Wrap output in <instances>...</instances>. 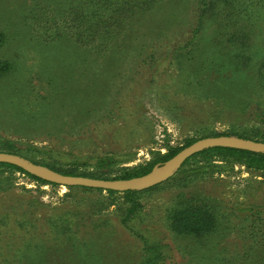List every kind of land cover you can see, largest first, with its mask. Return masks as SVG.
Listing matches in <instances>:
<instances>
[{"label":"rangeland","instance_id":"374dc122","mask_svg":"<svg viewBox=\"0 0 264 264\" xmlns=\"http://www.w3.org/2000/svg\"><path fill=\"white\" fill-rule=\"evenodd\" d=\"M72 2L0 0V61L13 66L0 78V150L11 142L14 154L63 169L95 172L97 163L113 178L188 140L227 133L264 141V95L255 91L264 0H158L103 52L67 30L46 38L69 25ZM51 128L59 138L48 143ZM9 175L0 264H140L141 237L158 249L157 264H264L256 232L264 226L238 211L264 208V176L240 165L192 159L158 185L137 187L141 208L126 222L120 195ZM189 199L215 212L209 235L170 231L168 214Z\"/></svg>","mask_w":264,"mask_h":264},{"label":"trees","instance_id":"16d2710c","mask_svg":"<svg viewBox=\"0 0 264 264\" xmlns=\"http://www.w3.org/2000/svg\"><path fill=\"white\" fill-rule=\"evenodd\" d=\"M157 1L158 0H73L66 13L67 15L63 18V24L69 25L64 26V29L62 28V30L54 33L56 34L55 36L48 35V37L47 34L45 36L46 38H62V34L67 30L70 35L69 37L74 39V43L82 47H89L91 50L103 52L107 48L108 40L115 39L119 36L122 29H124V26L130 21V19L134 18L139 12L146 11ZM5 40V35L0 32V48L4 45ZM52 40L54 39L46 40V42H51ZM12 72L13 66L10 62L0 61V78H5ZM255 91L261 92L264 95V71H262V73L257 77L255 82ZM226 136L229 135L227 133H221L210 137ZM45 137L48 143H51L52 140L59 138V136H55L53 134V128L46 132ZM238 138L264 142L257 137L238 136ZM196 141L197 140L195 139L188 140L183 147L168 148L165 154H155L150 161H147L145 164L139 165L138 167L132 169L123 168L121 169L120 174L114 176L113 178L108 176L111 170L101 169L98 171L101 168V165L97 163L94 165L96 170L95 172H88L79 169L77 163H72L65 169L56 167L54 164H44L34 161L33 163L45 166L53 171L68 176H81L103 180H127L149 175L155 167H160L164 162L170 160L181 150ZM15 150V145L11 142H7L4 149L0 150V152L14 154L16 153ZM196 158L207 162L220 161L229 165L237 164L249 171L259 172L262 176H264V154L262 153H252L227 148H208L187 159L182 166L186 165L190 160ZM104 162L109 164L111 163L109 159H104ZM6 172H10V174H12V172H17L37 183L50 185L52 187L57 186L29 175L17 167L8 164H0V192L7 190L11 184L10 179L12 175L4 177L3 174ZM66 188L69 190H81L87 192H105L109 197L120 195L123 202L128 205L123 220L124 222L135 215L141 208L140 194L142 191L128 190L114 192L82 187ZM151 189L152 188L146 189L145 191ZM238 211L245 213V216L242 217L245 222L249 223L250 221L251 224H255L256 221H259L260 225L264 226V208H240ZM167 222L170 231L179 236H206L209 235L217 225L216 214L213 209H211L208 205L193 199H189L171 210L168 214ZM256 232L260 234V240L264 241V227H261V229L259 228ZM141 240L143 242L144 256L142 257L140 264H157L161 260L158 249L156 246L148 244L146 239L143 237H141ZM260 248L264 251V245L260 246ZM22 257H25V253H22ZM64 264L73 263L65 262Z\"/></svg>","mask_w":264,"mask_h":264},{"label":"water","instance_id":"95a60500","mask_svg":"<svg viewBox=\"0 0 264 264\" xmlns=\"http://www.w3.org/2000/svg\"><path fill=\"white\" fill-rule=\"evenodd\" d=\"M208 148H227L264 154V142L227 137L204 138L184 148L170 160L164 162L160 167H155L149 175L127 180H103L63 175L45 166L28 161L17 154L5 152H0V164H8L17 167L29 175L60 187H82L100 189L103 191L122 192L136 190L137 187L141 186L154 187L158 185L167 174L180 168L187 159ZM157 169H160V172L153 176Z\"/></svg>","mask_w":264,"mask_h":264}]
</instances>
